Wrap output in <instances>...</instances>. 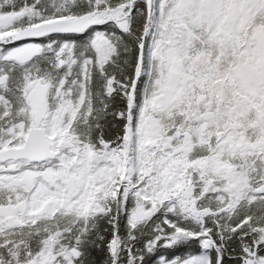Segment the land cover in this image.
<instances>
[{
	"label": "snow or ice",
	"instance_id": "1",
	"mask_svg": "<svg viewBox=\"0 0 264 264\" xmlns=\"http://www.w3.org/2000/svg\"><path fill=\"white\" fill-rule=\"evenodd\" d=\"M0 264H264V0H0Z\"/></svg>",
	"mask_w": 264,
	"mask_h": 264
}]
</instances>
